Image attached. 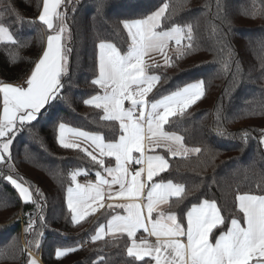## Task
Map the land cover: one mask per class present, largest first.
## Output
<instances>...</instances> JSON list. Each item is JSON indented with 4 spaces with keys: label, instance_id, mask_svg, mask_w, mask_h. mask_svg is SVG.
<instances>
[{
    "label": "snow or ice",
    "instance_id": "1",
    "mask_svg": "<svg viewBox=\"0 0 264 264\" xmlns=\"http://www.w3.org/2000/svg\"><path fill=\"white\" fill-rule=\"evenodd\" d=\"M110 3L114 8H128L125 0H96V14L103 15ZM168 8L169 5L164 3L146 15L119 19L116 27L126 33V47L102 36L97 37L95 77L90 85L99 91L84 99L83 104L100 110V121L118 123V138L106 139L102 134L59 122L55 136L58 145L83 153L97 166L95 182L78 181L79 176L88 175L84 168H76L68 174L67 214L73 225H79L97 208H104L105 199L128 201L115 205L124 209L126 215L111 216L106 225L100 224L90 236L93 243H108L105 237H113V246L119 247L120 237L126 234V259L120 264H152L153 261L154 264H264V190L261 193L237 190L229 221L216 199H195L193 191L183 183H174L171 179L154 180L169 169L168 160L155 154V148L165 147L172 157H187L203 151L211 154L207 147H187L184 136L165 130V125L174 123L171 118L183 116L190 106L201 100L205 95L206 80L201 77L161 95L159 99H149V94L155 96L159 92L157 85L161 78L150 73V68L158 66L146 64L145 57L159 52L164 57L165 66H174L173 59L166 53L169 42L174 41L176 59H181L198 49L199 39L208 43L213 51L219 49L225 53V67L235 63L233 77L236 89L251 77V70L247 74L243 72V58L239 53L233 55L232 20L227 0H218L215 23L203 35L198 33L191 20L169 24ZM69 10L73 13L78 10L75 0H42L34 20L27 21L44 26L46 44L26 78L17 84L0 83V164H12L14 144L26 129L31 131L34 123H39L45 111L58 108L59 101L70 103L71 98L65 93L68 91L66 81L73 74L70 55L74 49L68 42L73 39L71 28L76 17L73 15L70 22ZM5 13L16 17L14 23L24 21L16 15L10 3L0 12V42L17 45L21 42L12 30L14 25L6 23ZM242 14L264 19V6L257 8L254 2L251 10ZM258 43L264 50V37L259 38ZM21 46L25 45L21 43ZM259 70L264 79V55L260 57ZM248 114L264 115V104L260 105V111L252 108ZM216 119L218 122L224 119L219 111ZM217 132L227 135L222 126L217 128ZM31 135L35 137L36 134ZM250 136L251 133L245 129L240 139L247 143ZM258 142L264 147V127L260 129ZM111 158H114V165ZM132 164L140 167L130 171ZM0 179L12 186L22 204L37 205L38 217L32 213L24 214L27 221L23 231L36 236L34 247L38 250L46 218L44 205L34 196L39 201H45L46 197L38 188L33 193L30 185L12 174L0 175ZM190 196H193V202L180 208ZM162 206H167V209ZM112 207V204L108 205V208ZM174 209H180V212ZM141 229L147 235L138 238ZM149 237H155V242H151ZM27 247L26 264H38L31 255L33 241H27ZM82 247L80 242L74 246L57 247L55 256L63 258ZM92 264L108 262L104 256L98 255Z\"/></svg>",
    "mask_w": 264,
    "mask_h": 264
},
{
    "label": "trees",
    "instance_id": "2",
    "mask_svg": "<svg viewBox=\"0 0 264 264\" xmlns=\"http://www.w3.org/2000/svg\"><path fill=\"white\" fill-rule=\"evenodd\" d=\"M218 0H125L128 8H114L109 4L103 15L96 14V0H75L78 10L68 11L69 21L75 15L71 28L73 39L69 46L74 50L70 55L72 76L66 81L70 103L59 101L55 110L48 109L34 123L31 131L25 130L12 148L13 162L0 164V175L12 174L31 186L35 193L38 188L46 197L39 201L44 205L46 218L44 235L40 237V248L34 247L35 235L25 234L23 229L27 217L32 213L38 217L37 205L22 204L11 185L0 179V264H26L28 259L27 241H33L32 258L38 264H92L98 255L105 257L108 264H120L126 259V235L119 239V247L113 246L114 238L106 236L105 242L93 243L90 236L100 224H106L119 208H104L90 214L79 225H73L67 214L65 203L66 188L70 183L69 173L76 168H84L89 175H95L97 166L83 153L74 149H64L56 141V128L63 121L71 127L91 133H99L106 139L118 138L119 125L116 122L99 120L100 110L83 104V100L96 94L99 89L90 85L95 77V44L98 36L126 47V33L117 29L116 22L125 16H140L154 11L164 3L169 5L167 14L171 21H193L199 34L210 31L215 23L214 15ZM264 6L262 0H227L228 12L232 20L231 41L236 53L243 58L242 70H251L250 79L238 89L234 87L235 63L225 67L219 49L213 51L208 43L197 41L198 49L181 59L173 53L170 57L174 66L150 68L152 74L160 76L159 92L149 99H159L203 77L206 80L205 95L190 106L183 116L173 117L174 123L165 125V130L184 136L187 147H207L211 150L187 157H172L168 152L163 156L169 169L154 180L171 179L183 183L193 191L195 199L214 198L224 210L223 215L231 218L234 211V195L239 191L261 193L264 190V147L259 142L260 129L264 127V115H249L255 108L260 111L264 104V79L261 78L260 57L264 55L258 40L264 37V19L246 17L242 13ZM11 4L16 15L24 23H14L16 17L5 13L6 23L13 24V31L21 43L12 45L0 42V83H19L26 78L44 48L46 33L39 22L29 24L38 14L42 0H0V12ZM215 57V59H214ZM199 65V66H198ZM224 119L217 121V113ZM222 126L227 135H220L217 128ZM247 129L251 136L245 143L240 136ZM35 133V137L31 135ZM109 158H106V160ZM113 164V159L111 158ZM193 196L188 197L180 208L190 205ZM167 209V207H166ZM180 212V209H174ZM219 235V232H216ZM119 236V235H117ZM88 241L87 243H84ZM80 242L83 247L63 258L57 259V247L74 246ZM23 250V251H21ZM123 253V255H121Z\"/></svg>",
    "mask_w": 264,
    "mask_h": 264
},
{
    "label": "crops",
    "instance_id": "3",
    "mask_svg": "<svg viewBox=\"0 0 264 264\" xmlns=\"http://www.w3.org/2000/svg\"><path fill=\"white\" fill-rule=\"evenodd\" d=\"M45 44H46V38H45V43H44V46H45ZM171 45H175V43H174V41H172V42H169V47L166 49V53H167V55L168 56H171L173 53H175V48H176V46L175 47H173V48H171L170 46ZM153 59V61H155L156 62V64H158V65H161V66H165L164 65V57L159 53V52H152V53H150V55L149 56H147V57H145V61H146V64H148L149 65V60H152ZM30 74V73H29ZM13 84H16V83H13ZM146 151H151V150H146ZM164 152H167V149L165 148V147H159V148H155L154 149V153L155 154H159V155H162L163 156V153ZM134 155H136V156H139V153H135ZM113 159V165H114V158H112ZM130 167V166H129ZM136 169H138V168H136ZM136 169H134L133 170V172L136 170ZM130 171H132L131 169H130ZM91 176V182H95V179H96V177H95V175H90ZM144 178L146 179V173L144 174ZM79 181V180H78ZM79 182H81V183H84L83 181H79ZM114 188H118V186H114ZM128 201H125V200H122V199H119V198H113V199H111V200H109V199H105V201H103V203H104V208H106V207H108V205L109 204H112L113 205V207H115V205H117V204H121V203H127ZM146 202V201H145ZM162 207H167V206H162ZM104 208H97V211L95 212V213H98L100 210H102V209H104ZM115 208H118V207H115ZM119 209H121L122 211L119 213V215H126V213H125V211H124V209H122V208H119ZM91 214H94V213H91ZM144 214H145V216L147 217V211H146V209H145V211H144ZM156 215V213H153V216H155ZM107 224V223H106ZM105 224V225H106ZM117 235H119V234H117ZM126 235V234H125ZM142 235H147L146 233H144L143 232V230L141 229L139 232H138V234H137V237L139 238L140 236H142ZM149 239L151 240V242H155V237H149ZM146 259H148V258H146ZM152 264H154V261L152 262Z\"/></svg>",
    "mask_w": 264,
    "mask_h": 264
},
{
    "label": "built area",
    "instance_id": "4",
    "mask_svg": "<svg viewBox=\"0 0 264 264\" xmlns=\"http://www.w3.org/2000/svg\"><path fill=\"white\" fill-rule=\"evenodd\" d=\"M171 48H173V47H175V45H171L170 46ZM17 84V83H16ZM125 105L126 106H128L127 105V102H125ZM140 167V165H136V164H132V165H130V169L133 171L134 169H136V168H139ZM79 181H83V182H85V181H91L92 179H91V176L88 174L87 176H84V175H81V176H79L78 178H77Z\"/></svg>",
    "mask_w": 264,
    "mask_h": 264
},
{
    "label": "rangeland",
    "instance_id": "5",
    "mask_svg": "<svg viewBox=\"0 0 264 264\" xmlns=\"http://www.w3.org/2000/svg\"><path fill=\"white\" fill-rule=\"evenodd\" d=\"M153 64H156V62L153 61V59L152 60H149V65H153Z\"/></svg>",
    "mask_w": 264,
    "mask_h": 264
}]
</instances>
